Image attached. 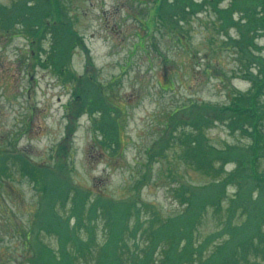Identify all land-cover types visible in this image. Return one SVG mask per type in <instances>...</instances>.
Segmentation results:
<instances>
[{
  "label": "rangeland",
  "instance_id": "rangeland-1",
  "mask_svg": "<svg viewBox=\"0 0 264 264\" xmlns=\"http://www.w3.org/2000/svg\"><path fill=\"white\" fill-rule=\"evenodd\" d=\"M23 3L36 1L0 0V160L6 159L0 166V264H33L36 250L61 248L58 234L37 219L45 210L42 192L52 200L62 179L70 197L83 190L91 201H127L144 222L154 213L165 219L182 212L176 197L182 187L224 185L221 209L208 206L193 222L196 241L213 237L205 256L229 237L227 217L246 229L247 216L230 208V197L237 187L242 194L247 189L231 173L246 164L236 156L253 155L256 120L264 142V32L256 31L260 20L249 24L245 17L261 8V18L263 1L53 0L74 36L58 71L47 63L54 34L48 27L30 36ZM92 98L105 106H91ZM247 107L253 116L243 122L240 110ZM195 146L197 157L211 156L209 169L193 160ZM260 152L254 165L239 171L264 177V146ZM246 183L248 203L263 206L264 182L251 176ZM70 197L56 199L53 212L81 240L94 232L104 238L103 216L71 215ZM253 219L258 230L248 252L236 255L237 264H264V214ZM145 229L139 226L143 240ZM25 231L32 236L28 244ZM137 238L124 249L126 257L135 246L146 247ZM65 246L75 248L71 241ZM92 253L84 259L76 253L78 264H95Z\"/></svg>",
  "mask_w": 264,
  "mask_h": 264
},
{
  "label": "trees",
  "instance_id": "trees-1",
  "mask_svg": "<svg viewBox=\"0 0 264 264\" xmlns=\"http://www.w3.org/2000/svg\"><path fill=\"white\" fill-rule=\"evenodd\" d=\"M35 1L36 4L33 3L32 5L23 3V7L26 9L25 12L29 13L22 17V21L25 25L24 29L26 32H29L30 36L37 35L40 37L49 27V30L55 36V41L53 42L51 56L47 59V63L58 71L65 60L66 52L71 49L74 36L63 26L61 16L56 15L54 7L52 6L53 0ZM262 1L264 8V0ZM159 2L161 3L162 0H159ZM258 10H261V8L253 10L245 17L249 24L260 20V23L256 27V31L258 32L262 29L264 32V15H261V18H259L260 15L257 13ZM49 20L51 23H48ZM242 20H244V23L246 22L245 19L241 18L240 21ZM59 34L60 36H58ZM94 103L101 107L105 106L99 99H96V102H94V98L89 100L91 106ZM240 112L243 122L245 117L252 118L253 116V111L249 107L240 110ZM101 119L105 121V119ZM256 121L253 123L254 130H251L250 133L252 141H255L253 155L251 157L234 156L239 159V161H245L246 164L243 167L238 166V168L231 173L232 176L234 173L237 181H241L240 183L243 181L244 187L247 190L246 194H242L243 187H237L236 193L230 197V208L243 211L247 216L246 220L248 223L245 224L246 229H244L238 225H233L231 219L227 217L225 219V230H227L229 237L215 244L214 252L211 254L212 256H205L204 253L205 247L213 237H209L203 242L196 241L193 222L201 218L202 212L207 210L208 206H212L215 213L221 209L220 206L225 192L224 185L214 190L210 185L203 188L192 186L182 187L178 189V193L176 194L178 200L181 203L183 201L182 204L185 205V209L182 212L165 219L158 213H154L152 214L153 216L148 219L149 221L145 222L139 218L137 215L139 209L136 210L132 203H128L127 201L125 203L115 202L114 200L104 201L96 198L91 201L86 191L77 190L75 191V196H72L74 202L72 204L71 215L77 218H83L84 213H88L94 220L99 216H103L106 226L104 238L98 237L94 232L92 235L89 234L88 239L85 240L78 238L74 230L68 228L67 219L63 220L59 216L53 214V199L55 198L51 200L49 191L44 190L40 197L43 200L39 201V203L42 205L43 201H46L45 210L43 209V215L39 217L37 221H41L45 229L55 227L54 230L61 239V248L55 251L49 246H44L41 250H36L29 261L32 262L33 257V264H78L77 254H79V258L84 259L83 257L92 253L93 248H95L94 252L91 254L95 256V264H216L217 261L237 264L236 255L242 258V256L248 252V248H250L249 241L253 235L252 232L256 228L258 230L259 225L257 221L253 219V215L258 212L259 214H264V205L260 206L257 204V201H255L256 203H248L252 202L253 199L250 196V186L246 183L251 176L257 181L261 180L263 182L264 177L253 172L239 171L240 168L248 170L249 163L254 165L261 154L260 149L264 146L259 131L256 129ZM193 150V160H196L197 164H199L202 169H209L212 162L211 156L202 159L197 157L195 153V150H197L196 146L192 151ZM205 151L209 150L207 149ZM225 155L229 156L232 154L226 152ZM11 157L16 159L15 156ZM4 160L6 159L0 160V166H5ZM45 171L49 172L48 169ZM55 182L57 184L54 186V189L58 190H55L58 195L56 198L63 199L66 198V195H70L72 191L67 181L62 179ZM183 189H188L190 195H188L187 191L183 192ZM88 199L91 202H89ZM88 214H86L87 218ZM230 214L234 216L232 212ZM131 216L135 217L133 225L130 223ZM145 224V231L148 232L146 236L148 237L143 240L144 237L141 236L142 232H139V226ZM126 236H128L129 241L126 239ZM31 237L29 231L23 233V240L26 244L29 243ZM137 237L146 241L147 245L143 249H141L142 247L136 249L137 246H135V250L132 252L131 257L128 258L126 257L128 251L124 249L128 248L130 241L136 242L138 240ZM68 241L72 242L75 247L74 249L70 250L66 248L65 244ZM235 251H239V253ZM255 252L258 253L257 250H255ZM260 252L264 254V246L260 247Z\"/></svg>",
  "mask_w": 264,
  "mask_h": 264
}]
</instances>
